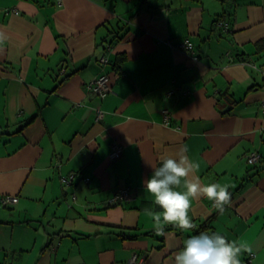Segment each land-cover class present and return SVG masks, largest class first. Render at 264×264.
<instances>
[{"label": "crops", "instance_id": "0c3cea01", "mask_svg": "<svg viewBox=\"0 0 264 264\" xmlns=\"http://www.w3.org/2000/svg\"><path fill=\"white\" fill-rule=\"evenodd\" d=\"M0 32V195L18 197L0 207V264H174L198 231L264 264V0H0ZM182 148L231 204L202 196L194 229L158 236L143 182Z\"/></svg>", "mask_w": 264, "mask_h": 264}, {"label": "clouds", "instance_id": "9594fccd", "mask_svg": "<svg viewBox=\"0 0 264 264\" xmlns=\"http://www.w3.org/2000/svg\"><path fill=\"white\" fill-rule=\"evenodd\" d=\"M4 33L0 32V44ZM182 148L177 156H163L159 167L152 168L151 175L144 180V188L153 197L159 208L146 209L154 222L156 235H164L165 228L172 225L181 230L195 228L189 215L193 201L202 196L213 202V207L223 215L231 204V193L227 185L220 183L202 184L195 176L199 165L186 155ZM189 177H192L191 179ZM183 182V191L179 190ZM252 249L230 241L222 234L201 231L184 239L182 248L174 256V264H241L239 255Z\"/></svg>", "mask_w": 264, "mask_h": 264}, {"label": "built area", "instance_id": "2783aa9c", "mask_svg": "<svg viewBox=\"0 0 264 264\" xmlns=\"http://www.w3.org/2000/svg\"><path fill=\"white\" fill-rule=\"evenodd\" d=\"M220 24H222V21H219V25ZM178 47L181 49H189L193 53V43L189 41L188 39H184L183 41H181L178 44ZM194 57L196 58V56ZM100 61L102 63H106L107 59L106 57H102ZM89 91L96 93L102 97L107 95L111 91L109 74L106 72L99 74L95 78V80L89 84ZM167 111L168 110L166 108L163 109L164 113H167ZM100 117H101V111L97 110L96 120H98ZM121 153H122V146L120 145L118 141H113L111 143V149L108 154V157L110 159H115ZM259 159H260V154H258L257 152H251L247 155V162L250 164L258 162ZM74 176L75 175L71 173L70 175H68V177H62L61 180L63 183H66V184L71 183ZM133 197H134V194L128 191L127 189H120V191L114 196V200L117 199V200H122V201H130L133 199ZM17 201H18V197L15 195H11V194H1L0 195V207L8 205V204L16 203ZM253 257H254V254L249 255L248 260L249 261L252 260ZM131 262L137 263L135 256H132ZM4 264H10V263H4Z\"/></svg>", "mask_w": 264, "mask_h": 264}, {"label": "trees", "instance_id": "16d2710c", "mask_svg": "<svg viewBox=\"0 0 264 264\" xmlns=\"http://www.w3.org/2000/svg\"><path fill=\"white\" fill-rule=\"evenodd\" d=\"M204 230V229H203ZM198 233H199V231H198Z\"/></svg>", "mask_w": 264, "mask_h": 264}]
</instances>
